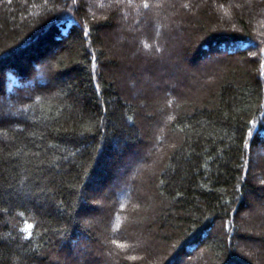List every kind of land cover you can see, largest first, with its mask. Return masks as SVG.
Listing matches in <instances>:
<instances>
[{"label":"trees","instance_id":"1","mask_svg":"<svg viewBox=\"0 0 264 264\" xmlns=\"http://www.w3.org/2000/svg\"><path fill=\"white\" fill-rule=\"evenodd\" d=\"M178 3L0 0V264H264V0Z\"/></svg>","mask_w":264,"mask_h":264},{"label":"rangeland","instance_id":"2","mask_svg":"<svg viewBox=\"0 0 264 264\" xmlns=\"http://www.w3.org/2000/svg\"><path fill=\"white\" fill-rule=\"evenodd\" d=\"M87 1L90 4H92V6L95 8L104 7V6H107L108 4H111V3H119L121 5V3L125 2L124 4H122L120 6L121 7L120 25H121V27H123L124 32H126L128 34H133L135 32V35H137V36L140 35V32L142 33V28H143L144 24L146 23V18L142 15L140 8L149 9L151 6L159 7L160 4L163 2L170 3L173 1H176L178 6H182L181 3H178V0H150L147 5L143 4L142 0H133V1L132 0H87ZM231 7H234V5L231 4ZM217 9H218L219 13H221L225 17H231V15H232V8H230V7H226V8L217 7ZM151 24H152L151 25L152 28L157 30V21L152 19ZM166 25H167V22H164V25L159 29L160 31H159V35L157 38V42L149 39L150 46H145L143 44V42L138 38L135 39L136 45L140 46L141 50L144 51V54L150 55L149 50H152L153 53L157 56H159V55L164 56L165 54H167V46H166V44H164V42L161 39L162 33L165 32ZM132 26L134 27V29L132 28ZM176 30H178L177 27H176ZM178 35L179 36L181 35V32L179 30H178ZM217 50H218L217 54L222 55L223 50H221V49H217ZM213 56H214V53L211 55L208 53H205V56L200 57L199 62H197L196 65L192 66L191 64L190 65L188 63L187 64L189 65V68L193 67L192 68L193 74L202 75V71L207 70L211 67V61H212ZM175 63L176 62H174V66H172L173 64L170 65L171 66L170 69L166 72V74L164 76V78H166V82H165L166 88L168 90H170V88H171V90L169 91V94H166V96H168V97L172 96L174 94L175 89L177 88L178 84H177L176 80H178L180 78V76L187 74V72H182V71H180V69H177ZM184 65H185V63H184ZM185 66H187V65H185ZM182 68H183V66H182ZM141 77H142L144 84L149 83V81L151 80L149 76H141ZM192 79H194V78H191V77L188 78V80H192ZM188 83H189V81H188ZM172 102H174L173 99H172ZM168 106H170V105L168 104ZM139 163L140 162H137L135 164V162H134L129 166L128 174L132 178L135 177V173L137 172L139 165H140ZM127 180H125V181L123 180V182H119L121 185L119 188H121V189L119 190L118 193H116V198L118 201H122L125 198L129 199V195L127 193L128 188L125 187V186H127ZM254 210H256V209L254 208ZM255 212L256 211H251L250 214L255 215ZM241 217H246V214L244 212H242ZM114 222H115V220L111 219V223H110L111 227H113ZM132 241H133L132 247H135V245H137V247H140L138 245V243L135 244V237H133ZM142 243L145 244L144 242H142ZM75 252H77V251H75ZM76 254L78 256V252ZM108 259H109L110 263L111 262L113 264L117 263L116 258H112V257L109 258L108 257ZM132 261H135V259L132 258Z\"/></svg>","mask_w":264,"mask_h":264},{"label":"snow or ice","instance_id":"3","mask_svg":"<svg viewBox=\"0 0 264 264\" xmlns=\"http://www.w3.org/2000/svg\"><path fill=\"white\" fill-rule=\"evenodd\" d=\"M32 226L31 225H29V228H31Z\"/></svg>","mask_w":264,"mask_h":264}]
</instances>
